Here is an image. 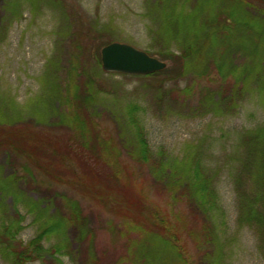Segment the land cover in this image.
Listing matches in <instances>:
<instances>
[{"label":"rangeland","instance_id":"374dc122","mask_svg":"<svg viewBox=\"0 0 264 264\" xmlns=\"http://www.w3.org/2000/svg\"><path fill=\"white\" fill-rule=\"evenodd\" d=\"M223 5L236 10V18L246 23L245 29L250 33L264 24V2L260 0H0V117L15 126L32 120L37 130L69 136L71 130L61 119L58 100L68 93L70 80L65 69L79 37L85 48L81 47L84 60L90 65L87 70L95 74V86L102 90L94 106L96 118L103 134L113 139L120 164L127 163L134 171L127 191L103 188L105 192H96L53 183L34 170L39 187L30 191L29 186H22L23 201L17 204V223L21 226L18 239L26 243L37 235L40 224L47 221L53 209L40 214L38 211L46 208L44 203L33 210L30 207L42 195L53 196L52 191L57 190L79 202L96 233V250L107 257L126 253L129 241L138 238L130 219L147 216L148 212L141 213L137 205L127 200L130 199L156 210L179 228L191 264H264V252L254 228L239 220L232 176L239 162V156H235L242 151V134L264 125V94L252 89L232 113L213 107L199 109L193 104L206 90H215L223 81L212 61L217 58L208 59L211 65L206 68L208 64L202 60L198 72L174 80L169 74L106 72L96 53L99 48L101 54L106 42H125L170 66L172 62L167 57L179 54L181 45L202 31L208 16ZM244 35L245 31L237 36L238 40ZM224 37L222 33L215 35L214 45L225 49ZM235 40L236 36L229 43L234 45ZM229 56L226 64L230 68H239L247 60L239 52ZM246 57L250 59L249 55ZM235 77L229 73L226 78L231 81ZM131 108L135 123L131 121ZM137 126L144 130L154 158L162 155L169 164L186 166L198 156L213 174L219 208L214 245L203 248L209 249V259L189 235L191 229L201 234V224L185 198L167 190L153 174L154 164L135 163L123 148V136L132 138ZM13 155V159L12 153L9 158L18 172H24V158ZM5 160L1 154L0 164ZM31 183L34 185V181ZM41 187L50 190H40ZM52 198L58 212L64 214L65 204L55 194ZM7 214H11L9 208ZM4 218L7 216L0 212V225ZM0 264L11 263L0 256Z\"/></svg>","mask_w":264,"mask_h":264},{"label":"trees","instance_id":"16d2710c","mask_svg":"<svg viewBox=\"0 0 264 264\" xmlns=\"http://www.w3.org/2000/svg\"><path fill=\"white\" fill-rule=\"evenodd\" d=\"M235 14L236 10L224 5L218 7L204 21L202 31L194 33L190 40L181 45L179 54L171 53L167 57L172 65L150 75L169 74L171 79L177 80L198 72L202 60L208 64L204 67L206 68L211 65L208 59L217 58L212 61L223 81L215 90H206L193 104L195 107L221 108V112L232 113L252 89L264 94V24L261 29L250 33L245 29L248 27L246 23L236 18ZM244 31L246 35L238 40L237 36ZM220 32L225 36V49L214 45V36L221 34ZM234 35L236 40L232 42L235 44L231 45L229 40ZM76 38V49L71 51L65 69L70 80L68 93L58 100L62 111L61 119L71 130L69 136L63 138L37 130L35 124L30 122L32 120L24 121L22 126H15L0 117V155L3 154L6 158L0 164V212L7 216L0 225V256L11 264H191L187 244L182 242L183 235L179 228L156 210H150L147 205L130 199L127 200L130 204L137 205L141 213H148L144 219L137 220L136 216L130 219L131 229L138 233V238L129 241L124 255L110 258L98 253L95 247L96 233L90 227L79 202L57 190H53L52 194L65 204L64 214L59 213L53 204V196L42 195L32 203L30 209L38 208L44 203L46 208L38 211L40 214L42 211L53 210L47 221L40 224L34 238L26 243L18 239L21 226L17 223V204L23 201L22 186L27 185L30 191H37L39 184H35L34 170L37 175H44L53 183L96 192L99 189L105 192L103 188H124L127 191L134 174L127 163L120 164L113 139L105 136L101 130L94 106L99 102L102 90L95 86V74L87 70L90 65L86 64L84 51L81 50V47L85 48L79 37ZM106 44L108 42L104 43ZM234 52H239L247 59L239 68H230L226 64L228 56ZM96 53L98 58L101 57L99 48ZM229 73L236 76L231 81L226 78ZM56 94L55 92L53 96ZM131 111V121L135 123L137 120L134 109L131 108ZM121 141L135 163L142 166L154 164L152 172L166 185L167 190L185 198L201 224V234L191 229L189 235L194 239L198 250L203 251V255H208L209 259V249L203 248L214 245L215 215L219 208L213 174L204 168L198 156L192 157L186 166L169 164L162 155L158 159L154 158L144 130L139 126L132 138L123 136ZM240 147V155L232 156L233 159L235 155L239 156L236 172L232 175L238 199L239 220L252 225L264 252V125L245 131L241 136ZM11 153L12 159L13 153L24 158V172H18L13 160L9 158ZM106 168L109 170L106 171ZM31 181H34V185ZM42 189L50 190V187H41L40 190ZM7 201L11 204L8 205ZM33 205L37 207L33 208ZM8 208L10 215L7 214ZM65 257L69 260H65Z\"/></svg>","mask_w":264,"mask_h":264},{"label":"water","instance_id":"95a60500","mask_svg":"<svg viewBox=\"0 0 264 264\" xmlns=\"http://www.w3.org/2000/svg\"><path fill=\"white\" fill-rule=\"evenodd\" d=\"M102 67L106 72L149 75L168 67L167 62L129 43L113 41L101 48Z\"/></svg>","mask_w":264,"mask_h":264}]
</instances>
